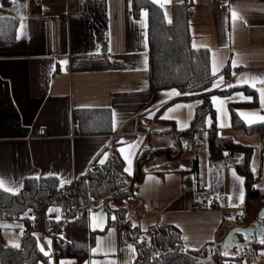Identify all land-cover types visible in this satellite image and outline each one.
<instances>
[{"label":"crops","instance_id":"1","mask_svg":"<svg viewBox=\"0 0 264 264\" xmlns=\"http://www.w3.org/2000/svg\"><path fill=\"white\" fill-rule=\"evenodd\" d=\"M154 1L162 6L170 20L172 5L185 0ZM192 1L195 3L191 18L192 45L210 51L212 71L213 60L216 61L212 84L219 86L213 88L211 84L209 90L229 89L227 94L212 95L220 97V101H212L220 134L254 146L251 164L253 167L256 156L261 168L260 184L264 133L249 134L243 128L232 127L230 104H236L235 114L246 124L264 123L258 119L264 116L258 91L264 88L261 82L264 80V0ZM0 5V14H12L18 19L16 40L0 44L2 188L17 192L26 178L48 175L56 176L61 185H66L69 184L66 181L71 183L87 173L94 162L100 163L103 159V164L115 163V152L122 160V173L133 176L137 157L146 146L163 147L173 143V135L164 132V119L175 121L179 129L191 124L200 99H182L180 96L185 95L182 93L170 98L165 95L175 88L150 90L146 9L135 17L131 0H15V3L0 0ZM233 10L238 14L235 20ZM64 60L67 64L62 63ZM240 79L246 82L237 83ZM238 93L251 96L252 100L245 101ZM77 108L108 109L111 123L105 125L100 121L104 130L83 134L73 116ZM169 108L174 111L169 113ZM241 111L254 113L250 116L253 123L249 124L240 115ZM41 128L46 129L45 135L40 134ZM240 130L245 135H239ZM205 140L206 137L190 146L184 157L172 163L156 159L153 169H148L139 183L134 199L125 204L133 224L144 231L153 225H175L181 230L187 249H199L207 243L219 248L235 227L226 223V219L236 210L240 212L238 225H249L238 218L244 213V180L243 183L238 179L233 181L239 199L231 194L230 183L234 177L231 172L240 175L235 164L243 160V153L228 151L223 158L211 159ZM125 154L131 155V173L124 170L128 166ZM196 158L199 159V185L192 170ZM201 183L207 187L200 186ZM209 188L213 195L211 201L209 193L202 196L200 193L201 189L209 191ZM229 194L231 199L227 200ZM217 195L226 199L224 204ZM114 205L92 208L86 215L87 228H82L78 221L63 227L62 236L87 242L89 256L82 264H133L136 245L118 225ZM62 209L57 203L51 204L46 214L49 219L63 220L66 210ZM38 237L40 247L48 255L40 264H73L72 257L57 258L59 250L52 235L41 231ZM234 249L237 248L230 251ZM248 250V247L243 249ZM228 262L247 264L244 257L237 256Z\"/></svg>","mask_w":264,"mask_h":264},{"label":"trees","instance_id":"2","mask_svg":"<svg viewBox=\"0 0 264 264\" xmlns=\"http://www.w3.org/2000/svg\"><path fill=\"white\" fill-rule=\"evenodd\" d=\"M3 1L6 3V0ZM131 6L135 17H139L143 9L148 12L150 90L157 92L175 88L185 94L180 96L182 99H200L191 124L179 129L175 121L164 119V132L173 135V143L163 147L146 146L137 157L133 176L122 173V160L115 152V163L94 162L87 173L66 185H61L56 176L48 175L26 178L17 192L0 186V232L7 225L22 231L18 246L7 245L0 239V264H40L47 260L48 255L41 251L38 234L43 231L53 235L60 229L63 220L49 219L46 208L62 202L67 215L73 206H82L90 199L102 196L107 197L108 203L115 204L118 225L124 229L127 239L136 245L137 256L133 264H224L225 260L233 259L218 252L214 243H207L199 249H187L182 232L175 225H153L144 231L127 217L128 207L125 204L130 201L131 193L125 187L130 183L131 189L134 183L139 185L147 170L153 169L151 163L155 158L164 159L166 164L172 163L184 157L190 146L205 137L211 159L223 158L228 151L241 150L243 153V160L235 164L236 170L244 178L246 191L243 217L248 224L259 220L260 210L264 206V187L255 186L259 176L251 164L254 146L238 142L230 135L220 134L217 111L211 98L213 94H227L229 89L209 90L216 76L211 68L210 51L196 48L191 42V18L195 3L192 0L174 3L170 20L166 18L162 6L154 0H131ZM17 27L18 19L15 16L0 14V44L14 42ZM230 108L233 112L232 127L243 128L249 134L256 131L264 133V123L248 125L236 116L235 103H231ZM73 116L83 134L104 130L100 121H104L105 125L111 123L110 110L103 108H77ZM192 170L199 185L198 158L194 160ZM29 210L33 211V215L24 218L22 215ZM86 215L75 214L64 224L68 228L78 221L82 228H87ZM30 218L34 219V223ZM38 230L41 231L37 233ZM55 244L59 250L57 258L72 257L75 259L73 264H82L89 256L87 242L61 234L55 239ZM254 246L263 245L256 243Z\"/></svg>","mask_w":264,"mask_h":264},{"label":"rangeland","instance_id":"3","mask_svg":"<svg viewBox=\"0 0 264 264\" xmlns=\"http://www.w3.org/2000/svg\"><path fill=\"white\" fill-rule=\"evenodd\" d=\"M169 13L170 12H168V16H169ZM239 135H245L244 134V131L240 130ZM255 137H258V135L255 134ZM164 142H168V141H164ZM162 144H165V143H162ZM207 146H208V141L206 139L205 140V148H207ZM187 151H186V153H187ZM156 159L157 158H155L152 161L151 165H154L155 163H157L156 162ZM159 159H161V158H159ZM185 159H187V158H185ZM259 164H260V162H259L258 158H256V156H255V163L253 164V167L252 168L255 169L256 175H258L260 177V174H261L260 169L261 168H260V165ZM231 174H232L231 176H233V172H231ZM236 177H240V175L238 176L236 174V176L232 177V179L230 180V183H232V186H231L232 189L231 190H233V191H231V194L235 195L239 199V191L236 189V184L234 183V182L237 181V178ZM259 180L260 179H258V181L256 182V184L261 185V186H264V168H263V176L261 178L260 184H259ZM238 182H239V180H238ZM200 186H206L207 187V184L206 183H201ZM200 193H201V196L204 195L205 193H209V201H211V198L213 197V195H211L212 192H211L210 188H209V191H206V190L205 191H202V189H201L200 190ZM215 197L219 198L221 200V203L224 204V202H225L226 199L224 197H222V195H219V196L217 195ZM230 199H231V195L229 194L227 200H230ZM57 204L61 205L62 208L64 209V205H63L62 202H58ZM237 213L239 214L240 212L238 210H236L235 212L231 213V215H229L227 217L226 223L228 222V224L231 223V224H233L235 226H239L238 225V222H237V220H238L237 219ZM116 215H117V218H118L117 211H116ZM65 217H66V214H64L63 219H65ZM7 226L8 227H5L0 232V239H1V241L3 243L7 244V245H19L20 244V235H21L20 232H22V231L21 230L18 231L16 229H14L13 227H11L10 225H7ZM220 245L221 244L218 245L219 246L218 252H220L222 254L227 253V255L226 254L225 255L226 256H230V258L231 257H236L240 253V252H238L237 249H234V251H230L227 247H223L222 248V246H220ZM242 253H243V256L240 257V258H243L244 257V259H246V261H247V264H264V245L263 246L256 247L253 251H249L248 250V252L247 251L246 252L243 251ZM235 259H237V258H235ZM228 261L229 260H225L224 264L229 263ZM207 264H211V263L210 262H207Z\"/></svg>","mask_w":264,"mask_h":264},{"label":"water","instance_id":"4","mask_svg":"<svg viewBox=\"0 0 264 264\" xmlns=\"http://www.w3.org/2000/svg\"><path fill=\"white\" fill-rule=\"evenodd\" d=\"M32 215L33 211L29 210L22 216L24 218H28ZM261 239H264V206L260 210L259 220L254 221L248 226L240 225L233 227L230 232H228L224 240L220 243V246H222V248L227 247L229 250L237 248L240 252L237 257H242L244 248L248 247L249 251H253L254 245H256V243H260ZM260 244L264 245L262 243Z\"/></svg>","mask_w":264,"mask_h":264},{"label":"snow or ice","instance_id":"5","mask_svg":"<svg viewBox=\"0 0 264 264\" xmlns=\"http://www.w3.org/2000/svg\"><path fill=\"white\" fill-rule=\"evenodd\" d=\"M13 3H15V0H13ZM0 7H2V5H0ZM237 12L235 11V10H233V12H232V18H233V20H235L236 18H237ZM170 22V21H169ZM24 27V25L23 24H21V28H23ZM195 46V45H194ZM109 50H111V49H109ZM62 63H64V64H67V60H64V61H62ZM233 63H235V62H233ZM215 72H216V61H215V59L213 60V74H215ZM245 75H247V74H245ZM220 82H223V77H220ZM244 82H246V81H244L243 79H240V80H238L237 81V83H244ZM262 83H264V80H262L261 81ZM219 85H218V83H213L212 84V87L213 88H215V87H218ZM229 87H232V85H229ZM252 87H255V84L253 83L252 84ZM258 91H259V102H260V104H261V106H262V108H264V88H260V89H258ZM181 93L180 92H178L176 89H171L170 91H168V92H166L165 93V95L167 96V97H171V96H178V95H180ZM238 96H242V94H237ZM226 99H231V97H228V98H226ZM242 99L243 100H245V101H251L252 100V97L251 96H242ZM212 101L215 103V102H217V101H220V97H217V96H213L212 97ZM161 105H163V103H164V101L162 100L161 102ZM222 103V102H221ZM176 108H180L181 107V105H176L175 106ZM217 109L218 110H220V104H217ZM169 113H171L172 111H174V109L173 108H169L168 110H167ZM151 114V113H150ZM115 115V114H114ZM240 115L241 116H243L246 120H247V122L249 123V124H251V123H253V120L250 118V116H252V115H255L254 113L253 114H250V113H245V112H243V111H241L240 112ZM258 119L259 120H261V121H264V116H260V117H258ZM211 121L209 120V123H210ZM120 151L121 152H123L124 150L123 149H120ZM126 160H127V162H128V166L124 169L126 172H128V173H131L132 172V159H131V155L130 154H125V157H124ZM100 163L101 164H103L104 163V160L102 159L101 161H100ZM181 167H183V166H181ZM253 171H255V169L253 168ZM233 176H236V173L233 171ZM241 183H243V180H244V178L243 177H236ZM66 182H68V183H70V181H66ZM0 186H3V181L2 180H0ZM8 191H16V189H7ZM243 198H244V192L243 191H241L240 192V200L241 201H243ZM113 219H115V217L113 216L112 217ZM95 226H99V225H95ZM133 226H135V225H133ZM185 239H187V237H185ZM49 243H51V241H49ZM260 243H262V244H264V239H261V241H260ZM227 246V245H226ZM129 248H132V246L131 245H129ZM44 249H43V247H41V251H43ZM134 250V249H133ZM93 251H95V249H93ZM47 254V253H46ZM226 255H227V253H225ZM62 264H65V262H62ZM85 264H88V262H85Z\"/></svg>","mask_w":264,"mask_h":264},{"label":"built area","instance_id":"6","mask_svg":"<svg viewBox=\"0 0 264 264\" xmlns=\"http://www.w3.org/2000/svg\"><path fill=\"white\" fill-rule=\"evenodd\" d=\"M39 132H40L41 135H45L46 134V129L45 128H41ZM131 186H132V184L130 183V184H128L125 187V190H128L131 193L130 194V201H132L134 199L135 194H136V192L138 190V185L137 184H135V183L133 184V189H131ZM101 204H105V205L108 204L106 196L90 199L86 204H84L82 206H79V205L73 206L71 208L70 212L66 215L65 219H63V222H62V225H61L60 229L57 230L52 235L53 238L56 239V238L60 237V235L62 234V232H61L62 226H64L65 225L64 223H66L75 214H79V215L88 214L89 211L92 210V208H95L96 206L101 205ZM243 216H244V213H243V215L241 214L239 216V220H244ZM30 221L32 223H34V219L33 218H30Z\"/></svg>","mask_w":264,"mask_h":264}]
</instances>
